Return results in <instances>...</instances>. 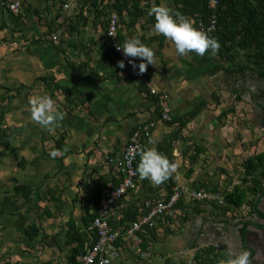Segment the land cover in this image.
<instances>
[{
  "label": "crops",
  "instance_id": "crops-1",
  "mask_svg": "<svg viewBox=\"0 0 264 264\" xmlns=\"http://www.w3.org/2000/svg\"><path fill=\"white\" fill-rule=\"evenodd\" d=\"M21 1V14L14 15L0 0L1 129L13 148L0 147V264H67L75 247L86 255L97 235L92 219L97 210L88 202L99 198L100 190L103 198L110 183L119 181L114 162L122 159L134 130L148 122L155 126L144 151L155 148L176 167L159 184L139 175L137 188L112 210L110 224L124 227L128 212L136 209L139 220L145 201L167 200L175 186L183 188L176 216L192 219L182 226L180 218L160 217L152 234L142 232L139 247L122 237L121 255L113 264H193L202 250L215 247L197 246L201 225L190 230L194 220L202 214L234 218L230 209L194 202L190 195L205 189L231 191L243 175L227 185V170L236 169L246 156L235 138L240 94L235 90L231 95L228 85H251L258 77L248 53L227 51L220 38L215 54L180 55L171 40L156 32L151 14L133 25L120 24L122 45L139 38L155 53V64H149L142 79H134L118 66L108 38L116 13L106 3H97V11L94 0ZM146 1L143 6L156 5ZM161 5L176 13L175 0H161ZM153 89L167 96L171 124L160 119ZM37 95L50 96L63 119L47 127L36 121L31 101ZM196 109L198 115L185 122ZM260 137L253 140L249 158L255 157ZM35 227L32 238L29 230ZM73 227L80 233L76 242L70 240ZM215 248L227 264L229 256Z\"/></svg>",
  "mask_w": 264,
  "mask_h": 264
},
{
  "label": "trees",
  "instance_id": "trees-1",
  "mask_svg": "<svg viewBox=\"0 0 264 264\" xmlns=\"http://www.w3.org/2000/svg\"><path fill=\"white\" fill-rule=\"evenodd\" d=\"M112 0H94V5L99 10V5L102 6L106 3L107 7L111 9V12H115L119 17V43L120 42V24L133 25L140 18H145L150 14L152 6L148 3L152 0H147L148 5L143 6L145 0H115L113 5H110ZM161 0H155L154 8L159 6ZM99 3V5L97 4ZM176 3V13L183 15L188 19H193V25L198 28V23L203 21L205 24H209L212 15L217 17V31L214 33V37L218 39H225V48L227 51L232 52L236 49L247 52L248 57L252 60L254 67L258 70L259 75L264 78V0H220L219 5L215 11H212L209 7L207 0H175ZM154 16V14H152ZM130 19L131 23H128ZM134 20V22H133ZM133 22V23H132ZM111 42V41H110ZM112 44V43H111ZM114 53L115 48L112 44ZM238 101L241 102V96L239 95ZM159 101V100H158ZM159 104V103H158ZM160 106V104H159ZM161 114L162 108L160 107ZM200 109L194 110L185 119L186 121H191L199 113ZM160 115V119H161ZM173 119L166 123H172ZM184 125V122H181ZM4 125V112L0 105V147L13 151L11 146L10 136L6 135V130L1 129ZM149 138L145 140L146 142ZM145 148V147H144ZM144 149L140 152L137 166L140 162L141 154ZM0 150V155H1ZM245 171L242 177H240L239 183L231 189V191L221 192L224 195L226 206L225 208L233 207L236 209L242 208L245 203L249 200L250 196H256L263 188L264 184V153L256 155L254 158L249 159L245 164ZM115 185L119 181H112ZM109 183L105 182V186ZM109 188V187H108ZM108 190V189H107ZM203 191H206L203 190ZM219 192V191H213ZM100 197H95L93 200L88 202L92 205L94 210H98V203L101 202L102 191H99ZM103 199V198H102ZM101 199V200H102ZM199 202V201H194ZM183 204L182 199L180 200L177 208H181ZM100 205V204H99ZM97 215V213H96ZM96 215L92 217L93 222ZM137 209L128 212L125 221H123L122 226L128 227L137 218ZM180 218L181 225L184 226L186 223L190 222L192 217L190 215H177L175 219ZM152 229L147 228V232L152 234ZM38 232V228L35 227L29 230V234L32 238L36 235L34 232ZM78 231L73 227L72 234L70 235V240H77L76 235ZM80 235V233H78ZM73 235V237H72ZM143 236V233H140ZM97 235L95 237V244ZM80 240V245L83 241ZM118 241L117 246H119L120 241ZM92 244V246H93ZM141 246L144 250H147L146 243L142 242ZM85 251L82 247H75L69 256L67 264H80L78 260L79 255H84ZM224 256L215 248L208 247L202 250L195 258L193 264H218L223 261ZM51 264V263H49Z\"/></svg>",
  "mask_w": 264,
  "mask_h": 264
},
{
  "label": "built area",
  "instance_id": "built-area-1",
  "mask_svg": "<svg viewBox=\"0 0 264 264\" xmlns=\"http://www.w3.org/2000/svg\"><path fill=\"white\" fill-rule=\"evenodd\" d=\"M219 1L220 0H207L212 11L217 9ZM114 2L115 0H112L110 5H113ZM64 6L65 9L69 8V5ZM6 7L12 14L20 15L22 11V1L6 0ZM119 23L118 15H111L108 28V38L115 48V54L118 61L125 60L126 66L124 68L129 71L131 76L134 79H142V74H138V70H134L132 66L127 63V59L124 57L122 49L118 50L117 48L123 46L119 43ZM217 23L216 15H212L209 24L200 21L197 29L214 37L213 35L217 31ZM59 38L60 34H57L53 37V40L58 41ZM151 94L157 96L159 99V104L162 108L161 120L164 122L171 121L172 116L167 96L159 94L154 89L151 91ZM154 126L155 123L153 122L138 126L134 130L131 139L125 148L122 159L114 162L117 166L120 177L119 182L117 185L113 182L110 183L108 190L105 192V196L100 202L96 218L93 222L97 239L88 253L81 257L80 264H113L121 255L117 243L122 237H126L131 245L139 247L141 242L140 233L147 228H154L156 221L160 217H176L177 206L183 198V188L180 186L174 187L173 192L167 200L145 201L142 206V216L139 220L133 222L128 227L113 228L110 224L112 210L128 193L137 188L140 175L137 166L138 157L145 147V140L151 136ZM190 197L194 201L217 204L220 207L226 206L224 195L221 192L193 191ZM218 264L223 263L220 262Z\"/></svg>",
  "mask_w": 264,
  "mask_h": 264
},
{
  "label": "clouds",
  "instance_id": "clouds-1",
  "mask_svg": "<svg viewBox=\"0 0 264 264\" xmlns=\"http://www.w3.org/2000/svg\"><path fill=\"white\" fill-rule=\"evenodd\" d=\"M150 14L155 15L154 28L156 32L171 40L176 52L180 55L195 52L202 56L209 50L215 54L221 46L217 38L197 29L190 19L174 13L169 7L157 6L150 10ZM117 48L118 50L122 49L127 63L134 70H138V74L146 72L149 64H155L153 49L145 45L139 38L130 37L123 46ZM136 58H140L139 63ZM118 66L123 69L126 66L125 60L118 61ZM31 103L33 118L42 125L52 126L63 119V113L57 110L55 101L50 96L37 95L32 98ZM175 167L176 165L169 162L157 149L149 148L141 154L138 171L142 177L159 184L167 179ZM227 264H249L248 253L240 252L230 258Z\"/></svg>",
  "mask_w": 264,
  "mask_h": 264
},
{
  "label": "water",
  "instance_id": "water-1",
  "mask_svg": "<svg viewBox=\"0 0 264 264\" xmlns=\"http://www.w3.org/2000/svg\"><path fill=\"white\" fill-rule=\"evenodd\" d=\"M252 83L248 88H244L243 84L236 85L231 81L228 85L229 92L233 95L237 90L242 99L254 107L253 125L264 131V93L262 96L258 95L259 91H264V79L259 80L255 77ZM244 92H250L251 98L246 99L242 96ZM260 213L258 210L252 215L234 220L215 219L214 216L202 214L189 228L195 231L196 227L201 225L198 229L199 234L196 233L198 235L196 244L199 247L215 246L223 250L229 259L244 251L248 253L249 264H264V216ZM259 219H262L261 222H258ZM259 231L262 233V240L258 239Z\"/></svg>",
  "mask_w": 264,
  "mask_h": 264
},
{
  "label": "rangeland",
  "instance_id": "rangeland-1",
  "mask_svg": "<svg viewBox=\"0 0 264 264\" xmlns=\"http://www.w3.org/2000/svg\"><path fill=\"white\" fill-rule=\"evenodd\" d=\"M238 113H239V117L236 116L235 122H237L238 124V128L239 131L238 133L235 135V138L237 139L238 143H236L240 148H243L245 151V155L241 160H239V162H237L236 164L238 165V167L235 169L232 166L229 167L228 171V180L226 181L227 185H229V181H233L234 183H236L238 180L236 179V177H238L239 175L241 176L242 174H244L245 171V164L246 162L251 159L249 157H251L252 154L248 153L251 149H253L252 145H253V140L257 139L258 137H260V141L258 142V144H256V150H255V154H262L264 153V134L262 135H257L258 130L255 129V126L253 125V114H252V110H251V106L249 105L248 102H240L238 105ZM255 155V156H256ZM242 173V174H241ZM235 179V180H234ZM253 196H250V198H252ZM144 204V203H143ZM246 204V203H245ZM228 209L231 210V213L234 214H245L244 211H241V208L235 210L233 207H229ZM234 210V211H233Z\"/></svg>",
  "mask_w": 264,
  "mask_h": 264
},
{
  "label": "flooded vegetation",
  "instance_id": "flooded-vegetation-1",
  "mask_svg": "<svg viewBox=\"0 0 264 264\" xmlns=\"http://www.w3.org/2000/svg\"><path fill=\"white\" fill-rule=\"evenodd\" d=\"M257 78L259 80L264 79L260 75ZM249 85H250V83H248V82L243 83L244 88H248ZM263 93H264V91H259L258 95L262 96ZM250 95H251L250 92H247V93L244 92L242 94V96H244L246 99H250L251 98ZM253 101H254V99H253ZM249 105L251 106V110H252V114H253V118H254V107H252V105L250 103H249ZM260 115H259V119L261 118ZM263 188H264V184H263ZM258 210L261 212L260 215L264 216V189H262L256 196L250 198L246 202V204L243 206V208H241V211L242 212L244 211V213H245L244 215L234 214V218H231V219L234 220V219H237L241 216H249V215L254 214L255 212H258ZM261 220L262 219H259L258 222H261ZM258 233H259L258 239L262 240V233L260 231Z\"/></svg>",
  "mask_w": 264,
  "mask_h": 264
}]
</instances>
